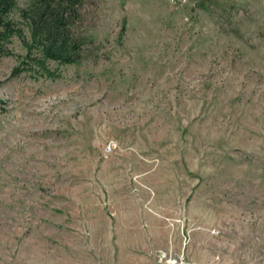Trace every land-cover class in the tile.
Instances as JSON below:
<instances>
[{"label": "rangeland", "instance_id": "1", "mask_svg": "<svg viewBox=\"0 0 264 264\" xmlns=\"http://www.w3.org/2000/svg\"><path fill=\"white\" fill-rule=\"evenodd\" d=\"M74 33L53 78L0 57V264H264V0H83Z\"/></svg>", "mask_w": 264, "mask_h": 264}, {"label": "trees", "instance_id": "2", "mask_svg": "<svg viewBox=\"0 0 264 264\" xmlns=\"http://www.w3.org/2000/svg\"><path fill=\"white\" fill-rule=\"evenodd\" d=\"M83 0H0V57L18 61L11 74L30 71L56 77L48 66L78 64L84 52V39L74 33ZM16 40L23 53L12 47Z\"/></svg>", "mask_w": 264, "mask_h": 264}, {"label": "built area", "instance_id": "3", "mask_svg": "<svg viewBox=\"0 0 264 264\" xmlns=\"http://www.w3.org/2000/svg\"><path fill=\"white\" fill-rule=\"evenodd\" d=\"M171 2H175L176 0H170ZM114 146V143L112 140H107L104 144V150L109 151L111 149V147ZM159 256L160 258L164 259V264H180L181 263V258H169V255L164 251H160L159 252Z\"/></svg>", "mask_w": 264, "mask_h": 264}]
</instances>
